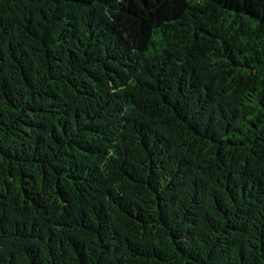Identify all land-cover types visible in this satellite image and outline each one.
I'll return each mask as SVG.
<instances>
[{
  "label": "trees",
  "instance_id": "trees-1",
  "mask_svg": "<svg viewBox=\"0 0 264 264\" xmlns=\"http://www.w3.org/2000/svg\"><path fill=\"white\" fill-rule=\"evenodd\" d=\"M0 264H264V0H0Z\"/></svg>",
  "mask_w": 264,
  "mask_h": 264
}]
</instances>
